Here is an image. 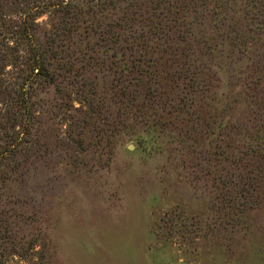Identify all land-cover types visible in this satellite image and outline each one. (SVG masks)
I'll list each match as a JSON object with an SVG mask.
<instances>
[{
    "label": "rangeland",
    "instance_id": "obj_1",
    "mask_svg": "<svg viewBox=\"0 0 264 264\" xmlns=\"http://www.w3.org/2000/svg\"><path fill=\"white\" fill-rule=\"evenodd\" d=\"M225 1L190 6L204 54H160L142 113L109 80L95 112L37 91L44 149L0 186V264H264V30L249 51L226 47L231 29L264 28V0ZM57 15L46 7L39 22ZM11 60L0 79L14 78ZM185 61L198 87L177 77Z\"/></svg>",
    "mask_w": 264,
    "mask_h": 264
},
{
    "label": "trees",
    "instance_id": "obj_2",
    "mask_svg": "<svg viewBox=\"0 0 264 264\" xmlns=\"http://www.w3.org/2000/svg\"><path fill=\"white\" fill-rule=\"evenodd\" d=\"M46 1L0 0V8L6 11L5 20L0 18V73L9 58L15 70L12 80L0 79V186L44 149L39 137L43 104L38 90L53 88L62 104L80 99L94 111L105 105L99 82L109 80L123 107L142 113L146 105L139 103L140 90L147 92L143 101H152L161 87L160 54L175 53L180 45L186 46L180 52L185 58L190 53L204 54L198 40L199 22L194 17L193 23H184L196 0ZM202 2L199 6L206 8L226 1ZM46 7L59 12L51 24L39 22ZM10 12L19 19H8ZM260 30L264 28L249 26V33L234 35L231 29L226 47L233 54L242 53L243 47L249 51L242 42ZM193 66L185 61L177 71V77L189 80V88L202 83ZM72 143L78 148L85 145L78 139ZM29 253L23 247L18 256L25 259Z\"/></svg>",
    "mask_w": 264,
    "mask_h": 264
}]
</instances>
